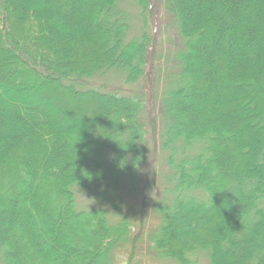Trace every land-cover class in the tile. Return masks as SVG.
<instances>
[{
  "label": "trees",
  "instance_id": "1",
  "mask_svg": "<svg viewBox=\"0 0 264 264\" xmlns=\"http://www.w3.org/2000/svg\"><path fill=\"white\" fill-rule=\"evenodd\" d=\"M130 1L136 28L123 0H0V264H117L144 231L158 260L264 264V0ZM160 5L182 45L166 56L164 195L135 234L160 129L146 92L123 91H155Z\"/></svg>",
  "mask_w": 264,
  "mask_h": 264
},
{
  "label": "rangeland",
  "instance_id": "2",
  "mask_svg": "<svg viewBox=\"0 0 264 264\" xmlns=\"http://www.w3.org/2000/svg\"><path fill=\"white\" fill-rule=\"evenodd\" d=\"M162 3H164V0H162ZM125 8H128V11L131 14V19L134 21L133 27H137V21L140 20L139 13L136 10L135 4L130 0H123L122 3ZM158 13H155L153 24L156 25L159 29L160 33V45L159 50L157 54V58L155 60V69H154V78H155V91L153 93V90L151 91L150 83L151 78H146L143 81H139L137 84H134L133 86L129 85L128 88L129 91H123L124 94H134L132 93L136 89L138 90H144L147 94V105H152L153 101L155 103L154 111H155V120L157 121V125L160 129V132L158 134H154L153 130H150L148 141H149V147L151 150H156L157 152V160H155V165L153 167V174L149 177L150 186H148L145 191L142 193L136 194L135 196L129 198L128 205L131 212V215L134 218V222L136 223V226L133 228V233L136 234L139 219L137 218L138 212L140 211V208L142 206V202L145 200L148 205V211L151 213L150 218V224H156V219H154V213H153V207L154 205L159 202L160 197L162 195L161 192H163L164 187V178L162 179V175L164 173V167L166 168V157H167V151H164V149L161 147V144L163 142V133L162 131V125H163V113H162V107H163V90L167 88L168 83V77L167 75V65H166V56L171 51V46L175 45V47H180L182 45V40L179 38L177 34V29L175 26V23L173 20H171V17L169 16L168 11L166 10V7L164 5L159 6ZM131 35V28L128 33V39H130ZM134 35V34H133ZM173 42V44H172ZM175 43V44H174ZM172 44V45H171ZM174 56V55H173ZM173 65H175V62L173 61ZM116 73L110 72L105 77L102 78V82L105 84L108 83L112 85L113 83L111 80H113ZM121 78L118 77L117 81L120 82ZM106 81V82H105ZM170 85L174 84L173 77L169 81ZM122 85V83L117 84ZM174 86V85H173ZM131 92V93H130ZM158 143H159V150H158ZM172 175L171 172L167 173L165 175V181L167 183L168 191H170L174 185V183L171 182ZM171 192V191H170ZM164 195V192H163ZM164 197V196H163ZM162 199V197H161ZM78 203H79V209L80 210H88L94 206H96V203L94 201H90L88 198L83 196V193L78 194ZM132 207V208H131ZM135 216V217H134ZM147 227V226H146ZM151 227V226H150ZM150 227L148 230H150ZM146 229V228H145ZM146 230V232L148 231ZM149 233V232H148ZM147 234L140 237L137 243V249L134 251V258L131 257L133 255V243L127 244L124 248H121L117 250V264H175L174 262H171L169 260H158L152 255H148V244L149 240L147 238ZM133 258V260H132ZM199 260L201 264H209L208 256L206 254H200Z\"/></svg>",
  "mask_w": 264,
  "mask_h": 264
}]
</instances>
